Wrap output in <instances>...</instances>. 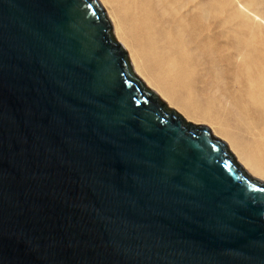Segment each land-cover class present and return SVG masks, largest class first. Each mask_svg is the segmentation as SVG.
Instances as JSON below:
<instances>
[{
  "label": "water",
  "instance_id": "obj_1",
  "mask_svg": "<svg viewBox=\"0 0 264 264\" xmlns=\"http://www.w3.org/2000/svg\"><path fill=\"white\" fill-rule=\"evenodd\" d=\"M0 264H264V182L134 75L98 0H0Z\"/></svg>",
  "mask_w": 264,
  "mask_h": 264
},
{
  "label": "rangeland",
  "instance_id": "obj_2",
  "mask_svg": "<svg viewBox=\"0 0 264 264\" xmlns=\"http://www.w3.org/2000/svg\"><path fill=\"white\" fill-rule=\"evenodd\" d=\"M114 1L115 3H117L116 4L118 10L117 12L121 17L125 19L128 25L127 28L128 32L136 40L135 43L139 55L140 52H139L138 11L141 13V15L144 18L148 15L147 11L143 10V2L146 3V7L150 5L149 4L150 1L151 4L154 3L161 4L163 6V9L165 11H168L167 12L168 19L169 18L171 19L173 15L177 14L181 5L184 4L186 6L183 9V11L185 9L193 10L192 8L195 6V3L197 2L196 0H170V1L169 0H114ZM200 1H202V3L204 4V6L202 7L203 9V14L201 16L202 18H200V21L194 22L193 28L191 30L188 28L186 32L187 35L186 34L184 35L185 39H187L188 34H190L191 38L196 40L193 43V45H191V48H194V46H196V43L199 41L200 44H198L197 47L192 49V52H190L191 53L189 55L190 69H188L189 75L186 76L183 81H180L179 84L177 83L178 85H176L172 91L173 94L174 93L176 94V92L181 94L182 98L180 99L181 102L184 104L181 105V102H179V105L181 106L174 105L171 108H169L168 99H165L163 95L160 96L158 94L157 95L160 98V100L164 102V104L168 109L176 110V111L178 110L177 112L181 114L183 118L187 117L186 114L187 112L189 114H194L198 116L197 119L191 121L192 124L195 125L197 123L196 125L207 127L211 132H214L219 139L223 140L224 142L226 141L225 143L231 147L233 145V139L224 134H228L229 132L232 133L233 130L231 126H228L230 124L225 122L223 117H222L223 119L221 118L222 120L219 119L217 121L215 119L216 117L215 114L217 113L219 115H222L223 110H226L225 106L227 108L229 107V104L224 99L222 93L225 90V87L229 86L230 81L231 82L233 81L235 82L236 80L238 82L251 81L253 83H257L261 81L263 72L260 70V64L263 63L264 61V0H200ZM210 1L212 2V4H210ZM98 2L101 4L104 12L106 13L107 19L111 26L114 40L119 43V40H117L118 38H116L114 34V21L111 16L113 13V9H111L112 6L109 4L107 0H98ZM107 4L111 8L108 7ZM196 14L197 13H195V15ZM134 19H136V21H134ZM120 45L122 46L121 43ZM126 53L130 67L133 68L128 54L129 52L126 51ZM146 64L148 65L150 63L147 61ZM132 71L134 73L133 69ZM135 76L139 78V80H141V78L147 80L145 78V75L141 71H140V76H137L136 74ZM239 77H241L242 79ZM186 83L188 84V86ZM205 83L206 85L207 83H209V86L207 85L208 87L206 89L203 88ZM145 87L149 89L147 86ZM149 87L151 88L149 90L157 92L158 86L152 84ZM174 90L176 91L174 92ZM200 90H202V92ZM210 91L211 92L213 91L212 93L214 94H212ZM189 92L192 93L190 94ZM198 92L200 94H198ZM189 95L194 97V99ZM169 98L171 99L172 97L170 96ZM173 101L176 100L173 99ZM212 101L213 104H211ZM187 102L188 103L190 102L189 103L190 106H188ZM199 104H200V108H198ZM184 105H186L190 110L183 107ZM211 105L212 106L215 105V106L211 107ZM194 110H196L197 113ZM216 110L220 112H217ZM209 112H211L212 114H210ZM224 126L227 128H223ZM216 136L214 137L217 138ZM236 155L239 154L236 153ZM256 179L264 182L263 176H256Z\"/></svg>",
  "mask_w": 264,
  "mask_h": 264
},
{
  "label": "bare ground",
  "instance_id": "obj_3",
  "mask_svg": "<svg viewBox=\"0 0 264 264\" xmlns=\"http://www.w3.org/2000/svg\"><path fill=\"white\" fill-rule=\"evenodd\" d=\"M107 1L112 6V8L107 4L108 7L113 9V13L110 15L114 21L115 37L118 38L117 40H119V43L122 44L123 49L129 52L128 54L133 66V68H131L134 70V75L136 74L137 76H140L141 71L147 79L145 80L140 77L145 86H147L149 89H151L149 86L152 84L160 87H157V92L155 93L159 96L163 95L165 99H168L169 108L174 105L181 106L184 104L180 99L182 98L181 94L178 92L173 94L172 91L175 86L180 83V81H183L184 78L189 75L188 69H190V52H192V49L196 48L197 45L200 44L199 41L196 43L194 48H191V45H193L196 40L192 39L190 34H188L187 39H185L184 35L186 34L188 28L190 30L193 28L194 22H198L200 21V18H202V7L204 6L202 1L196 0L197 2L192 8L193 10L185 9L183 11L186 6L184 4L181 5L177 14L173 15L171 19L167 18L168 11H165L161 4H151L150 1V5L146 7V3L143 2V10H146L148 15L144 18L138 11L140 55L137 51L135 38L128 32V25L125 19L117 12V3H115L114 0ZM210 4H212L211 1ZM195 13L197 14L195 15ZM134 21H136V19H134ZM144 59L150 64L147 65ZM260 70L263 72V76L261 81L257 83H253L251 81H230L229 86L225 87V90L222 93L224 99L229 104V107L227 108L225 106L226 110H223L222 115L217 113L215 114L216 117L211 115L215 117L217 121L223 117L225 122L230 124L228 126H231L233 132H229L228 134L222 133L233 139V145L231 147L226 144L228 152L234 157L237 165H240L247 176L255 180H258L256 179V176L264 177V61L260 64ZM207 85L209 86V83H207ZM207 85L205 83L203 88L206 89L208 87ZM175 91L176 90H174V92ZM200 91L202 92V90ZM189 93L191 94L192 92ZM198 94L200 93L198 92ZM170 96L176 101H173L172 98L171 100L169 98ZM192 98L194 99V97ZM179 102H181V105H179ZM189 103L187 102L188 106H190ZM211 104H213V101ZM214 106L211 105V107ZM183 107L190 110L186 105ZM198 108H200V104ZM216 111L220 112L218 110ZM209 113L212 114L211 112ZM186 114L187 117L184 118L188 123H192V120L198 118V116L194 114H189L188 112ZM223 128L227 127L224 126ZM211 134L216 136L214 132H211ZM235 152L239 155H236Z\"/></svg>",
  "mask_w": 264,
  "mask_h": 264
}]
</instances>
